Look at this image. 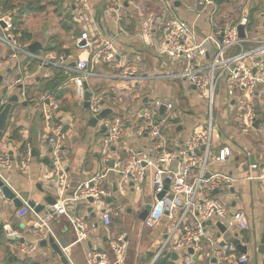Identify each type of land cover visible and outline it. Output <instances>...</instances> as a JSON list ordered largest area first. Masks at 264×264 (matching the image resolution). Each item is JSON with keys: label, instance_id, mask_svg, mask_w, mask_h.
I'll list each match as a JSON object with an SVG mask.
<instances>
[{"label": "crops", "instance_id": "crops-1", "mask_svg": "<svg viewBox=\"0 0 264 264\" xmlns=\"http://www.w3.org/2000/svg\"><path fill=\"white\" fill-rule=\"evenodd\" d=\"M171 1L174 4L175 17L194 25L199 38L207 37L214 31L209 16L197 18L195 11L197 0ZM115 2L121 4L119 20L115 16L117 14L112 11L116 9ZM176 2L179 3L178 6ZM214 2L220 10L218 24L225 26L240 18L241 10L234 0H227L222 4H219L218 0ZM89 4L100 33L104 38L115 39L117 58L126 68H137V77L145 78L137 81H114L107 75L120 72L111 65L99 64L91 67L95 77L88 81V88L92 92L104 91L106 93L104 111H111L107 119L121 118L131 132L127 135L125 142L115 149L112 160L114 164L112 166L111 162V167L126 164L129 159L127 150L129 148H136L142 152L150 150L152 144L149 138L136 136L138 127L143 125L137 114L153 101L161 103L159 121L165 123L163 124V136L169 149L180 147L191 137L196 127L207 124L209 109L206 102L196 95L195 89L187 87L183 81L151 79L155 75L168 71L174 72L179 68L176 64L166 62L153 48L146 46L141 36L143 20L150 15L164 12L162 3L159 0H89ZM11 12H15L16 16L17 10H11ZM73 12L72 9V17ZM251 12L254 19L253 21L249 19L250 27L253 30L260 29L263 0H254V4L246 9L247 17ZM57 16L60 21L52 28L57 33L52 34L47 22L44 23L45 26H41V35H37L38 33L32 29L27 31L17 29L22 42H24L23 39L28 40V43H25L28 47L35 42L41 44L42 48L37 51V53L40 51V56L35 54L40 58L45 57L43 50L51 43L62 45V48L69 52L68 57L74 62L81 58H88V53L78 50L75 46L74 32H80L79 27L73 21L74 29L66 32L62 29V18L58 14ZM159 36L160 34L156 31L153 40L156 42ZM29 38H32L31 41ZM69 39L72 40V45ZM207 49L208 59L212 60L214 48L211 44H207ZM20 59L19 61L12 60L9 46L0 41V76L3 77L0 84V105L4 108L9 98L13 96L19 98V103L13 105L6 128L0 135V140L5 141L12 161L11 169L2 170V174L16 197L20 196L28 202H36L37 206H43L45 211L39 214L44 216L50 214L49 211L52 210L48 199L54 197L56 200V190L49 176L51 147L48 137L50 132L39 104L40 99L52 95L60 103V121H57L63 124V132L67 138L63 155L67 161V180L73 187L91 180L102 172L101 146L106 131H103L102 120L96 127L89 125V119L93 118L89 107H86V103L78 104L75 84L70 81V76L65 71L44 67L38 60L36 61L39 64L35 65L28 60L30 58L25 56ZM64 76L68 79L61 82L57 89L48 88V84L59 83ZM21 79L23 82L16 84ZM239 98L240 96L235 95V98L228 102V97L224 93L223 99L216 104L214 115L219 120L218 129L222 131L216 148L228 146L233 155L227 162L215 166L213 170L243 178L247 174H258L264 168H261L264 165V134L257 131L242 134L238 130L234 118L238 117ZM169 103L173 105L170 111L167 109ZM162 108H164L163 113H161ZM261 119L264 124V116ZM28 147H30L32 156L28 170H24L21 163ZM251 156H255L257 165L251 164ZM104 186L110 191L111 196L108 198L112 201L107 202L106 198L105 204H101L99 208H93L89 201L70 205L72 214L89 226L87 239L78 242L77 232L67 218L54 216L50 220L54 235L60 245L66 249L71 264H89V256L97 254L104 255L110 264H114L115 255L110 251L109 244L113 239L121 236H124L128 245L123 264H156L160 257L165 256L170 264H185L187 256L192 254L190 250L174 249L179 236L170 241L166 254L158 255L167 237L165 221L155 229L146 228L142 224L145 221L142 220V215L146 206L153 202L149 181L146 180L142 188L138 189L121 176L111 173ZM220 193L231 202L233 213L242 211L249 220V230L244 232L239 239L241 244L247 247V254L237 251L234 253L235 260L242 255H247L246 264H264L262 244L264 190L261 183L241 179L232 189L221 190ZM21 208L4 196L0 199V224H4V227L0 229L4 230L6 238L4 245L0 246V264H62L60 257L50 247L42 248L39 244L32 253L20 251L21 246L32 245L39 237L33 229V216L29 215L22 220L17 218V213ZM105 210L113 212V220L109 226L103 221L102 214ZM6 226L16 233L12 241L7 238ZM209 227L217 231V238L222 237L219 243V247H222L221 243L227 241L226 235L218 236L220 231L216 223ZM207 253L208 251H203L200 258L197 257L199 264H216L214 259L207 258Z\"/></svg>", "mask_w": 264, "mask_h": 264}, {"label": "built area", "instance_id": "built-area-1", "mask_svg": "<svg viewBox=\"0 0 264 264\" xmlns=\"http://www.w3.org/2000/svg\"><path fill=\"white\" fill-rule=\"evenodd\" d=\"M69 7L73 9V21L79 27L80 34L75 38L78 50L89 54L88 58H81L77 62L65 55L48 54L40 58L27 50V44L22 42L21 35L15 25V12L6 11L0 5V41L9 46L11 59L19 61L22 56L38 60L44 67H53L65 71L70 81L75 84V94L78 104L86 103L85 97L89 90V112L91 117L98 118L105 109L106 93L104 91H90L86 88L88 81L95 77L91 67L99 64L111 65L119 74L107 75L114 81L143 80L137 77V68H126L119 60L115 48V39L104 38L100 33L96 18L91 10L89 0H70ZM239 5L241 16L222 26L217 23L220 10L214 0H197L195 11L197 18L209 16L214 31L204 38H199L196 28L175 17L174 4L171 0H160L164 12L145 17L142 24L141 36L146 46L151 47L166 62L179 66L177 71L163 72L151 79L181 80L187 87L194 88L199 99L206 102L209 113L208 122L204 126L194 129L191 137L180 147L170 150L163 136V122L159 121L161 103L153 101L137 114L143 122L137 129V137L147 136L151 141L150 150L139 151L129 148V159L123 166L111 167L114 151L125 142L130 129L121 118L102 120L106 128V136L101 146L102 172L91 180L73 187L67 180V161L63 151L67 145V138L60 121L61 106L52 95L42 97L39 104L48 123L50 135L48 143L51 147L50 179L56 190V203L52 207L53 213L40 215L24 200L17 196L22 208L17 213L19 220L33 216V229L39 237L32 245L21 246L22 253H32L40 242L53 236L54 232L50 220L54 216L65 217L74 227L78 235V242L88 238L89 226L85 221L77 219L70 210L71 204L88 202L93 199L91 206L99 208L105 204V199L111 193L104 184L111 173L121 176L126 181L141 189L146 180L149 181L153 202L151 211L142 223L144 227L155 229L166 222L167 232L162 248L158 255L162 256L168 250L170 241L179 236L174 246L175 250H193L188 255L185 264H199L203 251H208L207 258L214 259L216 264H246L248 256L242 255L235 260V246L227 243L219 247L222 237L217 238V231L207 225L221 222L231 236H240L249 230V220L242 211L233 213L231 202L226 200L221 190L232 189L241 179L260 182L264 190V168L258 174H247L243 178L225 173H218L213 168L227 162L233 153L230 147L216 148L220 142L222 131L218 129L219 120L215 118L216 104L223 99L225 93L228 102L236 94H240L239 109L236 125L242 134L257 131L264 134V124L258 129L253 126L257 119L264 116V0L260 29L253 30L246 15V9L254 4V0H234ZM119 3V2H118ZM115 2L114 11L117 20L120 19L121 4ZM261 17V16H260ZM245 28V37L239 36V27ZM249 27V28H248ZM158 31V40L153 35ZM207 44L214 48L212 60L208 59ZM73 63L76 65L73 67ZM98 75V74H97ZM23 82L19 80L16 84ZM89 87V86H88ZM167 109H173L171 103ZM130 132V133H129ZM30 147L25 152L22 168L28 170L31 160ZM11 157L4 140H0V180L9 186L2 170H10ZM168 185V190L166 186ZM218 191L219 193L215 194ZM72 192L71 194H69ZM159 199L160 195H163ZM3 197L0 191V199ZM104 223L109 226L113 220V212L105 210L102 214ZM7 238L12 241L16 237L9 226L5 227ZM56 238V237H55ZM110 251L115 255L114 264H123L127 255L128 245L124 236L113 239ZM64 254L66 249H62ZM100 259V261H99ZM103 261V262H102ZM89 264H110L101 254L90 255Z\"/></svg>", "mask_w": 264, "mask_h": 264}, {"label": "water", "instance_id": "water-1", "mask_svg": "<svg viewBox=\"0 0 264 264\" xmlns=\"http://www.w3.org/2000/svg\"><path fill=\"white\" fill-rule=\"evenodd\" d=\"M168 1V0H166ZM179 3L176 2V6H178ZM263 16V15H262ZM239 36L240 38H244V27L243 26H240L239 27ZM42 48L41 44L35 42L33 44H31L29 47H28V50L33 53V54H36L38 49ZM73 67L76 65L75 63L72 64ZM3 81V77L0 76V84L2 83ZM86 88L88 89V86L85 85ZM90 97H91V93L89 92V90L87 91L86 93V97H85V100H86V107H89V100H90ZM19 103V98L17 96H13L11 98H9L8 100V103L5 105V107L3 108V110L0 112V135L1 133L5 130L6 128V125H7V122H8V119H9V116L12 112V109H13V105L14 104H18ZM163 109H161V113H163ZM111 111L109 110H105L103 111L100 116L98 118H90L89 119V125L90 126H93V127H96L98 125V122L100 120H104V119H107V117L110 115ZM262 123V119H257L255 121V124H254V128L255 129H258L259 125ZM103 131H106V128L104 127L103 128ZM48 161V160H47ZM250 161H251V164L252 165H257V162L255 160V156H251L250 158ZM113 162H112V166H113ZM264 165L261 166V168H263ZM168 185L166 186V190H168ZM0 191L2 192L3 196L6 197L7 199L9 200H12L14 201V203L16 204L17 207H22V203L21 201L16 198V194H14L12 192V190L10 189L9 186L5 185L4 182L2 180H0ZM215 193H218V191H216ZM164 196L163 195H160L159 196V199H162ZM90 203L93 202V199H89L88 200ZM107 202H110L112 201L110 198H107L106 199ZM48 202H49V205L51 207H53L56 203V200L54 197H50L48 199ZM29 206L31 208H33L35 210L36 213H41L43 211H45V208L43 206H37L36 202H33V201H29L28 202ZM151 204L149 203L147 206H146V209L142 215V220H146L149 212L151 211ZM48 213V212H46ZM50 214L53 213V210L49 211ZM213 224V221H209L207 223L208 226H211ZM219 231H220V234L218 236H221L222 234H225L226 237H227V241H223L221 243V246H225L228 242L230 244H232L233 246L236 247L237 251L241 254H247V247L243 246L240 242V240L238 239L237 236H231L228 232H227V228L224 224H222L221 222H217L216 223ZM4 227V224L1 223L0 224V228H3ZM262 244H263V248H264V236H263V240H262ZM40 246L42 248H48L50 247L59 257H60V260L62 262V264H71L70 263V260L67 258V256L64 254L63 252V247L60 245L59 241L53 237V236H49L48 239H44L41 241L40 243ZM167 253V252H166ZM165 253V254H166ZM190 254H193V251L190 250ZM175 256V255H174Z\"/></svg>", "mask_w": 264, "mask_h": 264}, {"label": "trees", "instance_id": "trees-1", "mask_svg": "<svg viewBox=\"0 0 264 264\" xmlns=\"http://www.w3.org/2000/svg\"><path fill=\"white\" fill-rule=\"evenodd\" d=\"M225 1H227V0H218V3L222 4ZM64 3H65V0H64V2H63V0H58L55 3L56 5H59V8L56 10V13L62 18V29L65 30L66 32H70L74 29L72 9L69 6H68L69 9L66 7L64 8ZM0 5H2L6 11L17 10L15 20H14L15 25H17V23L22 19V16L27 12H31V13H35V12L43 13L44 12V9L41 6H35L33 8L31 6L25 7V6H19L18 5L16 7V6L12 5L9 0H0ZM32 6H33V4H32ZM253 17H254V15L252 12L248 14V18L251 21H253V19H254ZM74 33H75V35H74L75 37H77L80 34V32H78V31H76ZM31 39L32 38H29V41H31ZM52 40H54V38ZM23 41H24V43H26L28 40L23 39ZM43 52L46 55L55 54V55H65L67 57L69 56V52L64 50L62 48V45H59L57 43L49 44L48 47L45 50H43ZM37 56H40V51L37 53ZM28 60H31L32 63H34L35 65L39 64V62L36 60H32V59H28ZM67 79L68 78L64 76L63 78L60 79L59 83L48 84L49 85L48 88H50L51 90H55V89H57V87L59 86V84L61 82H65ZM2 110H3V107H1V105H0V112ZM5 240H6V238L4 235V230L0 229V246L4 245ZM156 264H170V263L168 262V258L165 256V257H160L157 260Z\"/></svg>", "mask_w": 264, "mask_h": 264}, {"label": "rangeland", "instance_id": "rangeland-1", "mask_svg": "<svg viewBox=\"0 0 264 264\" xmlns=\"http://www.w3.org/2000/svg\"><path fill=\"white\" fill-rule=\"evenodd\" d=\"M11 3H13L15 6H41L44 9L43 13L35 12H27L22 16V19L17 23L16 28L17 29H24V30H35L38 34L41 35V26H45L44 23H48V28L51 29L52 34L57 33L56 30H52V28L60 21V19L57 16L56 10L59 8V5H56L55 3L58 0H9ZM160 1V0H159ZM64 2V0H63ZM70 0H65L64 8L69 6ZM66 3L68 5H66ZM33 4V6H32ZM69 9V8H68ZM44 40V39H43ZM69 43L72 45V40L69 39ZM240 96V94H236V96Z\"/></svg>", "mask_w": 264, "mask_h": 264}]
</instances>
